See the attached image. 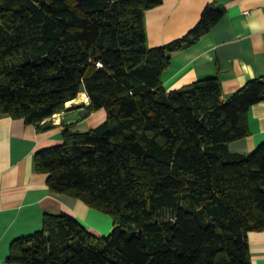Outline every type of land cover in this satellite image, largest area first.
Wrapping results in <instances>:
<instances>
[{
  "label": "trees",
  "instance_id": "16d2710c",
  "mask_svg": "<svg viewBox=\"0 0 264 264\" xmlns=\"http://www.w3.org/2000/svg\"><path fill=\"white\" fill-rule=\"evenodd\" d=\"M163 0H0V115L39 131L83 91L87 130L35 154L51 191L112 217L97 237L72 215L46 213L42 228L14 239L20 264H252L247 233L264 230V141L249 134V107L264 80L224 97L218 76L167 90L171 53L223 16L206 7L185 35L149 47L145 11ZM46 120V121H45Z\"/></svg>",
  "mask_w": 264,
  "mask_h": 264
},
{
  "label": "crops",
  "instance_id": "0c3cea01",
  "mask_svg": "<svg viewBox=\"0 0 264 264\" xmlns=\"http://www.w3.org/2000/svg\"><path fill=\"white\" fill-rule=\"evenodd\" d=\"M206 7L222 10L223 16L195 43L171 53L162 74L164 88L218 76L227 97L249 80H264V0H163L145 11L148 46H163L185 35ZM88 102L81 91L63 111L46 119L52 127L44 131L22 118L0 115V264H20L7 261L11 242L40 230L46 213H68L97 237L111 232L108 214L51 191L47 174L35 168L36 152L61 144L67 125L83 131L105 118L104 109L84 116ZM247 117L249 134L229 144L233 152L248 154L264 141V100L251 105ZM247 239L252 264H264V230L249 231Z\"/></svg>",
  "mask_w": 264,
  "mask_h": 264
},
{
  "label": "rangeland",
  "instance_id": "374dc122",
  "mask_svg": "<svg viewBox=\"0 0 264 264\" xmlns=\"http://www.w3.org/2000/svg\"><path fill=\"white\" fill-rule=\"evenodd\" d=\"M83 96H84V95H83ZM111 221L113 222L112 217H111Z\"/></svg>",
  "mask_w": 264,
  "mask_h": 264
}]
</instances>
